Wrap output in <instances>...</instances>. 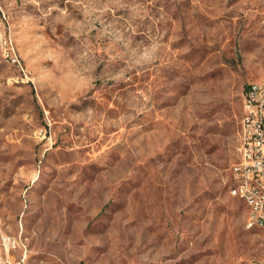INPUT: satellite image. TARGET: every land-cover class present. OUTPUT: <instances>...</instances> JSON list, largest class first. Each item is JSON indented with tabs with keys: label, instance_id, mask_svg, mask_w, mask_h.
<instances>
[{
	"label": "rangeland",
	"instance_id": "rangeland-1",
	"mask_svg": "<svg viewBox=\"0 0 264 264\" xmlns=\"http://www.w3.org/2000/svg\"><path fill=\"white\" fill-rule=\"evenodd\" d=\"M261 80L264 0H0L7 264H256L229 188Z\"/></svg>",
	"mask_w": 264,
	"mask_h": 264
},
{
	"label": "built area",
	"instance_id": "built-area-1",
	"mask_svg": "<svg viewBox=\"0 0 264 264\" xmlns=\"http://www.w3.org/2000/svg\"><path fill=\"white\" fill-rule=\"evenodd\" d=\"M6 62L23 69L20 57L11 38L1 40ZM239 158L230 168V194L244 195L255 203L253 222L248 229L264 225V80L250 82L243 96L239 131ZM20 245V239L0 232V264L9 263V257ZM256 264H264V258Z\"/></svg>",
	"mask_w": 264,
	"mask_h": 264
},
{
	"label": "bare ground",
	"instance_id": "bare-ground-1",
	"mask_svg": "<svg viewBox=\"0 0 264 264\" xmlns=\"http://www.w3.org/2000/svg\"><path fill=\"white\" fill-rule=\"evenodd\" d=\"M3 55L5 57V49L3 50ZM237 197L240 198L246 205V208H247L246 222H253L254 214H255V203H254V201L251 198H248L244 195H237ZM257 229H264V225L257 226Z\"/></svg>",
	"mask_w": 264,
	"mask_h": 264
}]
</instances>
